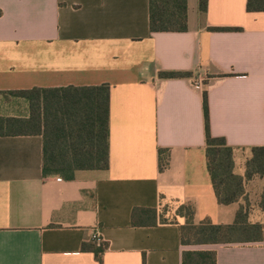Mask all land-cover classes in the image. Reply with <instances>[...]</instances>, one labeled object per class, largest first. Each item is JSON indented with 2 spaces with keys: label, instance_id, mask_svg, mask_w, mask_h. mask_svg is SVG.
<instances>
[{
  "label": "crops",
  "instance_id": "obj_1",
  "mask_svg": "<svg viewBox=\"0 0 264 264\" xmlns=\"http://www.w3.org/2000/svg\"><path fill=\"white\" fill-rule=\"evenodd\" d=\"M247 3L208 0L202 13L187 0L186 32L151 33L150 0H0L1 117L30 116L12 91L110 87L108 170L44 176L42 135L0 137V264H99L96 232L103 264H183L190 251L264 264V240L183 245L180 235L186 205L195 224L231 225L243 206L264 226L263 206L246 207L263 196L264 178L220 205L206 160L204 91L210 132L235 149L236 175L264 146V12Z\"/></svg>",
  "mask_w": 264,
  "mask_h": 264
},
{
  "label": "trees",
  "instance_id": "obj_2",
  "mask_svg": "<svg viewBox=\"0 0 264 264\" xmlns=\"http://www.w3.org/2000/svg\"><path fill=\"white\" fill-rule=\"evenodd\" d=\"M206 13L208 0H199ZM248 12H264V0H248ZM188 30L187 0H150L151 33H177ZM214 31H238L239 28H212ZM188 72H160L163 80L185 79ZM109 94L110 87H68L61 89L20 90L11 97L29 102V118L0 116V137L42 135L44 139L43 174L72 179L76 171L109 169ZM206 125V160L215 196L228 206L245 197V184L254 177L264 178V146L251 149L244 177L235 174V149L224 138L210 132L207 92L204 91ZM160 170L168 165L167 154L160 150ZM187 218L180 228L183 245H229L257 243L264 240V226L251 224L243 206L231 225H216L210 220L195 224V209L182 206ZM173 217L165 218L171 222ZM87 250V248H83ZM99 264H103L104 245L94 247ZM183 264H216L213 252H184Z\"/></svg>",
  "mask_w": 264,
  "mask_h": 264
},
{
  "label": "rangeland",
  "instance_id": "obj_3",
  "mask_svg": "<svg viewBox=\"0 0 264 264\" xmlns=\"http://www.w3.org/2000/svg\"><path fill=\"white\" fill-rule=\"evenodd\" d=\"M258 198L254 195L252 196V199L249 200L250 204H247L246 202V207L248 208L250 205V210L252 209V206L256 203H258L260 206H263L264 208V193L263 196L261 194H259V200H257Z\"/></svg>",
  "mask_w": 264,
  "mask_h": 264
},
{
  "label": "built area",
  "instance_id": "obj_4",
  "mask_svg": "<svg viewBox=\"0 0 264 264\" xmlns=\"http://www.w3.org/2000/svg\"><path fill=\"white\" fill-rule=\"evenodd\" d=\"M196 86H197L198 88H202V87L204 86V84L202 83V81H197V82H196ZM93 240H94V242L96 243V245H97L98 247H100V246L103 244V240L101 239L99 232H96V233L93 235Z\"/></svg>",
  "mask_w": 264,
  "mask_h": 264
}]
</instances>
